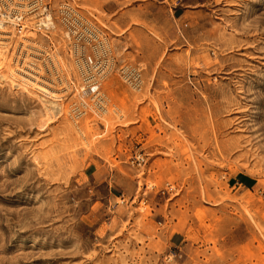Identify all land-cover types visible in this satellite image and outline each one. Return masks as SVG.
<instances>
[{
	"label": "rangeland",
	"instance_id": "rangeland-1",
	"mask_svg": "<svg viewBox=\"0 0 264 264\" xmlns=\"http://www.w3.org/2000/svg\"><path fill=\"white\" fill-rule=\"evenodd\" d=\"M114 1L74 0L141 69L105 77L98 115L68 113L58 35L19 56L42 77L0 36V264H264V0H134L150 65L117 52Z\"/></svg>",
	"mask_w": 264,
	"mask_h": 264
},
{
	"label": "built area",
	"instance_id": "built-area-1",
	"mask_svg": "<svg viewBox=\"0 0 264 264\" xmlns=\"http://www.w3.org/2000/svg\"><path fill=\"white\" fill-rule=\"evenodd\" d=\"M35 35L45 39L50 49L53 48V35H58L64 43L65 54L73 71L68 85L73 90V100L78 99L68 104L67 110L72 117L90 112L98 115L105 111L106 96L101 84L114 69L132 89L141 88L140 67L125 61L117 64L107 32L74 0H0V36L19 38L15 46L14 64L18 63L21 53H25L27 43H35ZM35 52L38 57L33 59L40 61V66L30 62L24 64L21 59L16 64L19 66L18 72L31 77L43 76L39 73L42 70L40 56L48 58V55L39 48ZM54 77L60 81L56 71ZM59 100L58 97L56 101ZM85 100H88V104Z\"/></svg>",
	"mask_w": 264,
	"mask_h": 264
},
{
	"label": "crops",
	"instance_id": "crops-1",
	"mask_svg": "<svg viewBox=\"0 0 264 264\" xmlns=\"http://www.w3.org/2000/svg\"><path fill=\"white\" fill-rule=\"evenodd\" d=\"M114 2L115 6L113 7L111 3L107 9L116 12L115 20L122 27L115 45L117 52L124 60L152 64L153 59L159 56L162 47L157 42L158 40L151 38L144 28L135 25V19L143 20L148 25L151 24L152 19L149 14L139 10L140 5H147V3H139L134 0H115ZM162 35L165 36V31L162 32ZM138 42L141 43V46L138 45ZM151 45L153 52L150 54L148 47ZM233 178L234 184L245 187L253 185V177L247 173H241Z\"/></svg>",
	"mask_w": 264,
	"mask_h": 264
},
{
	"label": "bare ground",
	"instance_id": "bare-ground-1",
	"mask_svg": "<svg viewBox=\"0 0 264 264\" xmlns=\"http://www.w3.org/2000/svg\"><path fill=\"white\" fill-rule=\"evenodd\" d=\"M35 87V86H34ZM41 91H43L47 96H50L53 100H57V98H55V94H50V92L47 91V89L43 88V86H37ZM50 91V90H49ZM85 103L88 104V101L85 100ZM59 108V107H58ZM67 112V111H66ZM72 116V115H71ZM141 158V157H139ZM142 159V158H141ZM140 162V161H139Z\"/></svg>",
	"mask_w": 264,
	"mask_h": 264
}]
</instances>
